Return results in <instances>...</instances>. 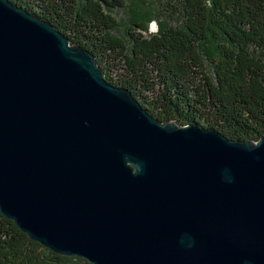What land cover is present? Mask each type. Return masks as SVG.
<instances>
[{"label":"water","instance_id":"1","mask_svg":"<svg viewBox=\"0 0 264 264\" xmlns=\"http://www.w3.org/2000/svg\"><path fill=\"white\" fill-rule=\"evenodd\" d=\"M0 212L92 264H264V138L158 121L0 0Z\"/></svg>","mask_w":264,"mask_h":264},{"label":"trees","instance_id":"2","mask_svg":"<svg viewBox=\"0 0 264 264\" xmlns=\"http://www.w3.org/2000/svg\"><path fill=\"white\" fill-rule=\"evenodd\" d=\"M9 1L88 50L105 80L158 121L215 129L231 141L264 138V0H175L178 23L145 36L133 22L126 39L111 14L123 0ZM0 264L92 263L31 240L0 212Z\"/></svg>","mask_w":264,"mask_h":264},{"label":"rangeland","instance_id":"3","mask_svg":"<svg viewBox=\"0 0 264 264\" xmlns=\"http://www.w3.org/2000/svg\"><path fill=\"white\" fill-rule=\"evenodd\" d=\"M124 7L116 8L111 14L119 21L120 27L117 31L119 37L127 38L129 28L133 22H141L144 26L140 30L143 35L150 36L158 33L160 26L175 25L179 20L173 17V7L176 6L175 0H123ZM213 50V47H208ZM208 74L212 75L213 70L210 62L205 58Z\"/></svg>","mask_w":264,"mask_h":264}]
</instances>
